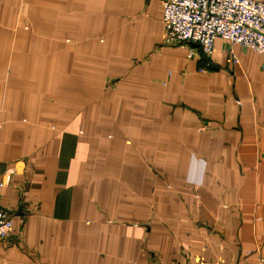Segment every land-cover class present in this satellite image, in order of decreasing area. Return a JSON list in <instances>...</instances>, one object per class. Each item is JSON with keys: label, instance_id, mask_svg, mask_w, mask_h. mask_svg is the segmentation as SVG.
<instances>
[{"label": "crops", "instance_id": "obj_1", "mask_svg": "<svg viewBox=\"0 0 264 264\" xmlns=\"http://www.w3.org/2000/svg\"><path fill=\"white\" fill-rule=\"evenodd\" d=\"M162 15L0 0V264L264 262V55Z\"/></svg>", "mask_w": 264, "mask_h": 264}, {"label": "built area", "instance_id": "obj_2", "mask_svg": "<svg viewBox=\"0 0 264 264\" xmlns=\"http://www.w3.org/2000/svg\"><path fill=\"white\" fill-rule=\"evenodd\" d=\"M162 7L163 45L193 42L211 54L222 38L264 55V0H162ZM11 230V216L0 206V239Z\"/></svg>", "mask_w": 264, "mask_h": 264}]
</instances>
